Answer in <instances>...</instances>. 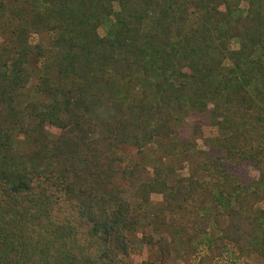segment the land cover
Wrapping results in <instances>:
<instances>
[{"label": "trees", "instance_id": "obj_1", "mask_svg": "<svg viewBox=\"0 0 264 264\" xmlns=\"http://www.w3.org/2000/svg\"><path fill=\"white\" fill-rule=\"evenodd\" d=\"M33 3L19 18L54 33V51L35 61L44 72L31 95L27 49L0 53V264H116L138 249L137 264H184L189 251L194 264L264 258V0ZM189 4L202 16L185 31L177 24ZM233 110L249 116L247 131L223 125ZM201 114L220 153L172 184L188 148L182 122ZM249 132L260 145L245 144ZM159 137L172 159L133 188L135 210L108 188L112 150ZM243 160L257 172L249 186Z\"/></svg>", "mask_w": 264, "mask_h": 264}, {"label": "rangeland", "instance_id": "obj_2", "mask_svg": "<svg viewBox=\"0 0 264 264\" xmlns=\"http://www.w3.org/2000/svg\"><path fill=\"white\" fill-rule=\"evenodd\" d=\"M33 1L34 0H30L29 2L23 0H2L4 8L0 12V53L2 52L11 58L15 57L17 52L27 49L24 66L27 70L28 77L22 90L28 95L32 94L33 86L37 78L43 75L44 72V68L40 62L37 63L35 61L40 59L43 63H46L51 59L54 51L53 36L55 35L46 30L42 25L32 22L29 13L19 18V14H21L23 10H29L31 8V2L33 3ZM33 4H38V0ZM193 9L194 8L189 4L179 17L177 25L182 27L185 31L190 29V27L197 26L201 22V9L199 8L200 12H198V14L195 13ZM39 54H41L42 57H39ZM46 70L51 77L54 76V72L51 69ZM136 87L132 90L134 95H138V90L140 89L138 85ZM229 113L230 114L224 122L225 124H223L224 126H234L237 123H242L246 131L249 129L248 127H250L251 119L249 116L247 117V115H245L244 111L233 110ZM199 117L191 115L186 117L182 122L180 137L186 139L185 141L188 148L179 159H174L175 173L169 177L172 184L180 179L186 178L189 173L196 171L199 167V161L202 160L206 152L213 154L220 153L216 146L217 140L215 141L214 138L215 136L217 137L219 133L217 127L211 123L212 118H209L206 114H201ZM199 119L201 120V122L198 123L200 130L198 133H194L192 125L197 123ZM260 137H262V135ZM260 137H257L256 133L249 132L244 142L246 145L254 147L260 145L258 144L261 139ZM168 143V138L159 137L154 138L140 150H137L131 145L118 146V148L113 149L112 152L118 156L119 161L113 167L117 170V176H115L108 185V188L117 189L119 198L123 201H127L132 208L137 210L136 206L138 200L133 196V188L136 184L140 183L139 181L146 180L154 164H163L169 159H172L163 149V145L166 147ZM241 146H244V144ZM261 147H264V144H261ZM239 163L238 175L241 178V183L244 186H249L257 178L256 168L253 166V163L248 160H243ZM135 165H137L138 177H130L129 168H133ZM159 201L160 197L158 195L152 196V209L157 208ZM144 255V250L138 249V252L130 255L128 258L122 257L116 264H137ZM192 256L193 252L189 251L187 256H185L186 261L184 264H194ZM247 264H264V258L252 255Z\"/></svg>", "mask_w": 264, "mask_h": 264}]
</instances>
